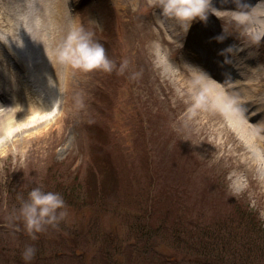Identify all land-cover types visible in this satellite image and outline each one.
Masks as SVG:
<instances>
[{
    "label": "rangeland",
    "instance_id": "1",
    "mask_svg": "<svg viewBox=\"0 0 264 264\" xmlns=\"http://www.w3.org/2000/svg\"><path fill=\"white\" fill-rule=\"evenodd\" d=\"M42 1L0 0V90L13 94L0 93V119L33 120V91L3 53L20 67L36 49L46 57L36 19L55 14L59 0ZM160 3H61L67 16L61 11L55 20L62 31L93 32L117 66L106 72L54 61L53 79L64 84L54 118L24 131L17 119L11 137L0 135V264H264V151L248 148L244 127L261 115L242 100L233 109L250 118L215 102L198 74L217 81L224 96L236 82L214 76L194 40L200 32L250 47L264 72V31L251 24L262 16L245 9L238 19L235 8L205 0L206 19L192 24L207 32L185 36ZM61 34L49 46L56 57L67 38ZM257 92L253 101L263 110L264 85ZM37 185L60 192L68 215L33 239L19 208ZM29 244L37 251L26 261Z\"/></svg>",
    "mask_w": 264,
    "mask_h": 264
},
{
    "label": "bare ground",
    "instance_id": "2",
    "mask_svg": "<svg viewBox=\"0 0 264 264\" xmlns=\"http://www.w3.org/2000/svg\"><path fill=\"white\" fill-rule=\"evenodd\" d=\"M44 4H47L48 1L53 2L55 0H43ZM42 1V3H43ZM75 1V0H74ZM125 1V0H122ZM212 3H214L216 6H222V7H232L235 8V17L238 19H242L244 16L243 14H237L236 12H241L242 10L249 9L254 12H257L258 16H262L261 22L258 21V19L251 20V24H257L259 29L256 31V33L260 34L264 31V0H211ZM52 3V5H53ZM63 3V0H59V3L57 5H54L57 9L55 10V14L51 13L50 16L44 17V20L37 17L36 19V26L38 27L39 31L41 30V33L39 35L40 40L42 43L46 44V57L44 51L42 49H36L35 55L33 60L28 61L27 59H20V63L22 64V67H20V64L16 63L14 61V57L12 58L10 52H7L5 49L3 53L4 60L6 63H10L13 66H16V72L15 75L19 74L18 76L24 80H28L29 82H32V84L28 85L26 82L23 81L25 90L33 91L34 99L36 102L33 103V108L30 110V115L33 120H31V123H28L25 121L24 117H18L17 122L16 120L13 121L12 115H6L3 119H0V135H3L7 139V137H11L15 132H13L12 126L16 122V130L24 131L23 128L27 129L30 127V125L33 124H42L49 122L52 118L55 116V106L60 101L62 94L60 90V85L63 88L64 84H60L57 86V84L54 81V77L57 74V71L53 70L57 68L58 63V57L55 56L54 47L49 48L51 40H58L60 37V34L62 32V36H68L67 32L70 30V27L64 26L66 31H62V25L59 23V21L55 20V16L59 12L60 15H62L61 11L63 12V16H67L65 11V6ZM257 3V4H256ZM240 5V7H239ZM244 7V8H242ZM48 10V7H44L41 9V11L45 12ZM50 11V10H48ZM58 16V15H57ZM176 20H178L179 25L182 26V32L186 36L188 34L193 33L192 29L199 30L201 32H207L206 25H200L196 27V23L192 24L191 21L187 19H179L176 17H172ZM187 20V22H186ZM43 22V23H42ZM45 23V24H44ZM66 23H70L69 19H66ZM191 23V24H190ZM190 24V26H189ZM186 25V26H185ZM62 26V27H60ZM185 26V27H184ZM26 29L29 30V25L26 24ZM214 33H216L215 30H213ZM212 31V32H213ZM66 32V34H65ZM210 32V31H209ZM208 32V33H209ZM198 35L194 37V40L198 43H200V48H203L206 50L203 55L206 56L207 59H212L214 62L210 63V66H213L212 70L210 69L211 73H214V76L217 78H222V83H225L223 79H227L225 76H229L230 80L233 82H236L233 84L236 88V91L231 94V91L229 92V95L224 96V89L221 87V85L215 81L213 78H209L208 76L204 74H198L200 77V80L207 88L208 94L215 100V102L220 106L224 107L225 109H229L233 115H239L244 116V114H241L240 111H236L233 109V106L240 102L241 100L244 101V107L251 111V106L255 105L256 110L255 113L259 112L260 118L259 120H256V123H253V125H250L248 123H244L246 135L248 137V144L250 141V144L248 145V148L252 145H260L262 150L264 151V135L262 132L264 131V109H260L257 107L256 101L258 98L254 96L255 93H258L260 87L264 85V72H262V68L259 66L258 61L256 60V57L250 47L247 46H241L240 44L234 42L233 40L228 41H220L217 40L214 37L207 38L202 35L200 32H197ZM213 33V34H214ZM47 34V35H46ZM203 46H202V43ZM191 44V47H193L196 43ZM206 45V46H205ZM1 47H5L2 42H0ZM29 46V45H28ZM55 46V45H54ZM9 51V50H8ZM21 52H27L25 49L22 48L20 50ZM33 52V51H32ZM10 54V55H9ZM48 57V58H47ZM8 60V61H7ZM56 61L57 63H55ZM50 63V64H49ZM244 63V64H242ZM7 65V64H6ZM18 65V66H17ZM34 67V68H33ZM3 72L5 74H8L9 72L6 71V67H3ZM201 73V72H200ZM4 74V75H5ZM54 76V77H53ZM5 77V76H4ZM60 81V78H59ZM34 85L36 89L34 88ZM29 86V87H28ZM225 86V85H224ZM228 88V87H225ZM222 90V91H221ZM13 92V91H11ZM0 93L4 94L8 97L10 92H6L3 90H0ZM254 97L255 99H253ZM261 105V103H259ZM262 104H264V101H262ZM233 105V106H232ZM232 110L231 109V107ZM262 106V105H261ZM229 107V108H228ZM226 109V110H227ZM246 110V112H247ZM3 111V110H1ZM253 112V111H252ZM249 114V113H248ZM247 116V115H246ZM235 117V116H234ZM248 117V116H247ZM246 118V117H245ZM250 118V117H248ZM247 119V118H246ZM243 120V119H242ZM245 122V121H243ZM246 143V141H245Z\"/></svg>",
    "mask_w": 264,
    "mask_h": 264
},
{
    "label": "clouds",
    "instance_id": "3",
    "mask_svg": "<svg viewBox=\"0 0 264 264\" xmlns=\"http://www.w3.org/2000/svg\"><path fill=\"white\" fill-rule=\"evenodd\" d=\"M160 7L166 16L191 22L197 17L206 19L208 10L205 0H161ZM57 55L62 63L84 70L102 69L112 72L117 66L116 61L107 54L104 44L94 38L93 32L82 26L69 33ZM127 64L125 59L120 64L119 71L123 72ZM66 203L60 192L47 190L40 185L31 188L27 198L22 199L19 216L33 239L37 238L36 234L43 231L46 225H56L68 215ZM36 251L35 245H27L22 253L23 258L31 261Z\"/></svg>",
    "mask_w": 264,
    "mask_h": 264
},
{
    "label": "trees",
    "instance_id": "4",
    "mask_svg": "<svg viewBox=\"0 0 264 264\" xmlns=\"http://www.w3.org/2000/svg\"><path fill=\"white\" fill-rule=\"evenodd\" d=\"M94 188V187H93Z\"/></svg>",
    "mask_w": 264,
    "mask_h": 264
}]
</instances>
